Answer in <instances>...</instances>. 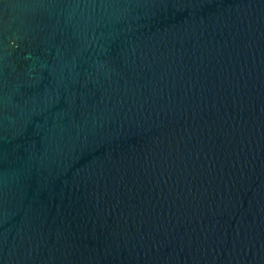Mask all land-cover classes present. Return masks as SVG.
<instances>
[{"label": "water", "instance_id": "obj_1", "mask_svg": "<svg viewBox=\"0 0 264 264\" xmlns=\"http://www.w3.org/2000/svg\"><path fill=\"white\" fill-rule=\"evenodd\" d=\"M0 264H264V0H0Z\"/></svg>", "mask_w": 264, "mask_h": 264}]
</instances>
